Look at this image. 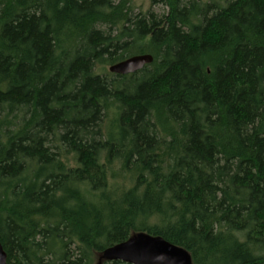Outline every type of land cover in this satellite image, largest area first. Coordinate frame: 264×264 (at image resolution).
Returning a JSON list of instances; mask_svg holds the SVG:
<instances>
[{"label": "trees", "instance_id": "obj_1", "mask_svg": "<svg viewBox=\"0 0 264 264\" xmlns=\"http://www.w3.org/2000/svg\"><path fill=\"white\" fill-rule=\"evenodd\" d=\"M150 2L0 0L9 264H96L136 231L264 264V0Z\"/></svg>", "mask_w": 264, "mask_h": 264}, {"label": "water", "instance_id": "obj_2", "mask_svg": "<svg viewBox=\"0 0 264 264\" xmlns=\"http://www.w3.org/2000/svg\"><path fill=\"white\" fill-rule=\"evenodd\" d=\"M150 53L135 54L109 66L116 74H130L151 63ZM121 260L130 264H195L191 252L161 235L145 231L132 232L129 238L111 245L97 254L96 264ZM0 264H9L8 255L0 241Z\"/></svg>", "mask_w": 264, "mask_h": 264}, {"label": "rangeland", "instance_id": "obj_3", "mask_svg": "<svg viewBox=\"0 0 264 264\" xmlns=\"http://www.w3.org/2000/svg\"><path fill=\"white\" fill-rule=\"evenodd\" d=\"M136 2V9L134 12L138 13L140 12V10H147V9H152L153 11H155L157 14H163L165 13V11H167V8L166 6H163V4H156V5H153L154 7L152 8L151 7V2L150 0H135ZM108 67L109 65H106V66H100L99 67V72L102 73V72H105V70H108ZM96 259H97V256H96Z\"/></svg>", "mask_w": 264, "mask_h": 264}]
</instances>
